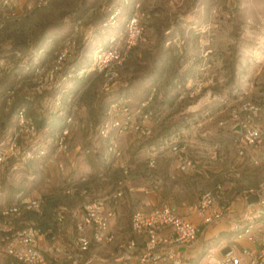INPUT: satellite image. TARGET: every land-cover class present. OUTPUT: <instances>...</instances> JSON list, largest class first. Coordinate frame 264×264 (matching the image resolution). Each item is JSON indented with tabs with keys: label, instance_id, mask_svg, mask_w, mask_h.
<instances>
[{
	"label": "crops",
	"instance_id": "1",
	"mask_svg": "<svg viewBox=\"0 0 264 264\" xmlns=\"http://www.w3.org/2000/svg\"><path fill=\"white\" fill-rule=\"evenodd\" d=\"M209 35L213 45L211 49L207 46L203 48L205 43L202 41L207 40L202 39L200 46L203 51L195 56L196 66L204 65V61L210 56L211 63L208 64L213 69L215 66L221 67L224 76H221L219 81L220 70H215L209 77L203 79L205 80L202 83L203 94L207 91L212 93L214 100L211 104L194 112L199 116L194 125V144L188 140L184 144L173 147L152 143L148 145L143 170H135L130 166L131 171L129 170L128 174V170L121 169L120 165H124L120 159H114L110 170L104 173L102 172L103 163L99 157L94 159L92 153L87 157L81 153L89 140H81L80 133H77L71 143V152L62 158L65 164L71 167L72 172L68 176H62L56 172L57 156L51 158L48 164L40 166L45 170L44 172L48 170V174L47 176L44 174L38 183L40 189L34 193V197L40 195L44 197L43 214L38 216L33 213L26 214L19 220L16 227L20 229L35 224L45 231L53 229L57 215L60 213L63 215L65 225L62 233L58 234L55 240L60 245L68 247L78 234L76 227L80 218L77 213L79 214L87 203L101 199L105 212L108 214L109 233L115 237V243L101 246L102 254L96 264H130V262H137V254L142 250L144 240L135 238L130 228L131 240H135L136 243L134 255L127 259L117 249L116 242L123 241L122 237L125 236L126 216L130 215L129 225H131L134 212H150L161 205H167L176 215L200 229L191 243L175 246L177 264H214L215 260L226 254L239 258L245 264L257 256L260 251L259 246L245 237L237 238L235 229L239 224L247 223L241 221V216L255 209L256 191L264 183V137L256 146L238 147L235 142L237 127L234 129V121L231 117L232 111L237 109L233 107V101L243 99L252 103L257 98L253 90L248 92L244 90L240 95L239 92L232 90L231 79L225 69L228 56L222 54L223 49L219 46L220 29L211 28ZM194 44L197 46V43ZM186 50L188 51L187 46ZM260 61L258 65H264V58ZM233 81L234 83L238 81L236 76ZM260 93L258 92V99L261 97ZM254 124L264 133L263 114H258ZM217 145L221 146L219 151L215 149ZM159 146L164 147L160 154ZM187 148H193V151L190 150L189 153L193 154L191 160L194 164L182 172L178 170V164L184 157L182 153L187 151ZM93 150L104 152L105 147L97 150L92 145V152ZM150 160L154 162L152 169L148 167ZM255 161L258 163L255 164ZM125 168L128 169L127 166ZM108 184L111 188L104 187ZM216 186L222 187V193L221 201L214 209L223 210V203H227L230 213L217 222L203 224L195 210L196 203L204 191L212 190ZM119 188L130 192L115 204L108 198ZM258 222L261 225V220ZM90 233L91 230L87 229L88 236ZM37 247L45 256L47 264H57L52 260L53 239L51 236L39 238ZM98 247L100 246L92 245L91 250ZM10 261V258L0 255L1 263L9 264ZM157 264L172 263L162 259Z\"/></svg>",
	"mask_w": 264,
	"mask_h": 264
},
{
	"label": "built area",
	"instance_id": "2",
	"mask_svg": "<svg viewBox=\"0 0 264 264\" xmlns=\"http://www.w3.org/2000/svg\"><path fill=\"white\" fill-rule=\"evenodd\" d=\"M126 3V2H125ZM0 6L10 10L12 6L11 0H0ZM48 4L47 0H38L26 6L28 11L41 8ZM11 11V10H10ZM121 8L115 10L110 17L113 21L119 15ZM12 12V11H11ZM14 12L10 18L16 19ZM139 16L145 17L140 4L135 5L132 14L127 18L124 26V36L122 41L112 42L105 49L96 51L91 60V66L88 71H95L97 74H104L106 78L102 87L103 92H112L111 84L115 81L116 71L122 68L126 62L128 53L145 41V30L140 23ZM141 18V19H143ZM119 44V45H118ZM70 42L58 53L56 58V68L58 65L69 59ZM5 67V61H0V77ZM55 70V68H54ZM85 70H81L79 74H83ZM39 75L41 71L37 72ZM87 73V72H86ZM60 80V82H62ZM114 86V85H113ZM44 87L49 88L50 82L48 77L38 86V89ZM201 91V85L198 84L197 91L191 92L193 97L197 92ZM156 90L151 89L146 98L140 103L132 106L131 99L117 98L112 101L105 113V117L98 124L89 121L87 130L89 140L95 142L98 138H108L110 134L113 139L108 144V153L115 159H121L122 153L118 150L114 137H119L128 132H136L144 137H149L152 131L148 127V123L154 122L160 124L161 119L153 120L152 111L148 110L154 99ZM264 91L261 93L260 100L256 103H245L239 108L232 111V120L234 121V129L237 131L235 136L236 145L240 148L253 147L259 144L264 133L256 127L254 119L258 114L264 115ZM59 104V102H57ZM79 109V105L74 104L71 108V115L65 120L64 128L58 137L51 138L45 145L40 144L35 152L26 150L24 152L25 160H34L46 157V148H53V156H65L71 152V136L81 128V124L74 118V113ZM16 129L7 137L5 148L0 151V170L10 159L16 158L20 152L18 138L24 141H30L36 136V131L31 120L26 116L25 110L19 109L15 114ZM110 137V136H109ZM216 151L221 149L220 145L215 147ZM89 151H86L88 154ZM255 164L258 162L255 161ZM194 162L191 159L183 158L178 164L179 171H186L192 167ZM121 169L127 170L125 166L120 165ZM148 167H154L153 160H150ZM58 174L68 176L72 170L65 164L58 162L56 164ZM130 192V191H129ZM127 190L117 189L108 199L117 204L128 193ZM222 187L216 186L212 190L205 191L196 203L195 210L200 216L203 224H211L221 220L226 214L230 213L227 209V203H223V210L214 209L221 201ZM18 199L20 195L18 194ZM103 201L96 200L87 203L79 215V223H77V237L75 239V248L67 251L62 246H55L52 250V260L58 262V258L62 257L70 264H96L99 257L91 253L92 245H111L115 243V237L109 233V226ZM42 207L41 199H21L19 204L14 203L0 210V255L3 254L10 258L11 264H47L45 256L37 247L39 238L44 237L39 229L32 226L17 228L16 222L20 218L24 210L39 212ZM210 211V212H209ZM209 212V213H208ZM261 220V225L258 222ZM61 223L62 219H58ZM241 221L247 222L245 225L239 224L235 229L237 238H247L249 241L255 242L259 248V254L245 264H262L264 262V183L260 185L256 191L255 209L241 216ZM131 232L135 238L144 240L142 250L137 254V262L130 264H157L162 259L177 264L175 258V246L178 244H189L200 232L198 226H195L180 216L176 215L167 205H161L150 212L136 211L131 218ZM87 229L91 230L90 236L87 235ZM117 249L122 252L127 259L134 255L136 250L135 240L128 242H116ZM214 264H243L241 260L231 254H226L214 261Z\"/></svg>",
	"mask_w": 264,
	"mask_h": 264
},
{
	"label": "trees",
	"instance_id": "3",
	"mask_svg": "<svg viewBox=\"0 0 264 264\" xmlns=\"http://www.w3.org/2000/svg\"><path fill=\"white\" fill-rule=\"evenodd\" d=\"M71 2H73L71 6H76L74 9L70 8V6V9L68 8L70 12L64 13L60 17L58 16L52 20L44 19L33 25L23 26L21 28H18V26L15 29L18 31V35L21 34V36L25 37H22L20 40V37L16 35L13 39H10V41H4L6 42L5 44H0V61H5V67L0 77V137H2L0 151L5 148L7 137H9L17 127L15 114L19 109L23 108L25 110L26 116L31 120L36 131V136L30 141H24L22 138H18V145L20 147L19 154L16 158L10 159L1 170L4 171V177L1 178L2 181H0V210L14 203L19 204L21 199L28 198L23 189L25 182L23 183L24 185L20 187L12 185L8 187L9 185H7L6 180L11 179L14 182H18V184L21 183L22 180L29 181L31 182L30 184L39 182L37 176L31 172L33 167L35 168V166L32 165L37 164V167L45 165L54 157L52 155L53 148L47 147L46 157L34 160H25L24 152L26 150L35 152L40 144L45 145L51 138L58 137L64 128V121L72 113L71 108L74 104L80 105L87 97H90V94H93L95 100L93 99L94 104L91 110L93 117L90 121L94 124H98L105 117L109 104L115 99H131V105L134 106L144 100L151 89H155L156 93L148 110L152 111L153 120L160 118L162 123L163 109L168 105L161 101V99L165 98V92L170 90V88L180 87L181 82L184 83V86L186 84V78H179V83H174V81L178 79L176 74L180 70V68L176 66H193L191 58L186 57L187 50L184 41L181 42V47L177 46V49L173 51L170 50L166 43L170 30H167L164 33L163 43L160 49H158L159 52H157L154 60V71H152L153 78L141 98L134 101L132 95L128 91H116V82L111 84L115 91L103 92L102 87L106 81V78L103 77L104 74L100 75L95 71H88L94 53L102 49L105 45L99 44L98 42L101 38H107L110 44L113 38V31L118 27L117 25L120 24L119 18L123 20L129 17L135 5L140 4V7H142L144 1L91 0L89 1L90 4H88L87 0H71ZM118 8H121L119 15L115 17L113 21H110V17ZM39 9L43 10L45 6ZM147 19L148 18H146V21ZM125 23L117 29L123 28ZM141 24L145 25V21ZM183 32L184 29L177 30L178 35H181ZM192 33L197 36H195L196 38L194 39L195 43H202V39L206 40V32L199 29ZM67 42L71 43L69 48L70 57L68 60L61 62L58 68H56L57 55L65 47ZM206 42L207 41H204L205 44ZM138 46L132 49L128 55ZM128 55L126 62L129 57ZM231 61L232 60L227 61L228 63L226 62L225 69H227L228 76L231 79L230 82L233 84L235 68ZM167 66L170 68L165 70ZM81 70H85V72L80 75L79 72ZM38 71H41L40 75L37 73ZM165 72L173 76V79L169 82L165 81ZM46 77H48L50 87L38 89V86L44 82ZM62 79L63 81L60 82ZM57 102H59V104H57ZM77 114L78 112L74 113V118L76 120H78ZM149 124L151 125L149 126ZM149 124L148 127L151 131L157 125L154 122H150ZM74 135L75 133L72 134L70 141ZM109 136L106 139L98 138L95 142H91L88 139L87 145H84L85 147L81 152L86 157L90 156L91 153L94 159L99 157L103 163V165L102 163L101 165L103 166L102 172L104 173L110 170V166L114 161V158L108 153V144L111 139H113L112 134ZM114 138L116 141L117 137ZM91 143H95L92 144L94 149L96 148L98 150L99 148L103 149L105 147V151L93 150L92 152ZM117 148L121 152L118 144ZM86 151H89V153L86 154ZM61 157L62 156H57L56 160L58 161ZM106 162H108L107 166ZM122 164L127 166L124 163ZM20 174L23 175L22 179L20 178ZM20 179L21 181H19ZM18 194L20 195L19 199L17 197ZM30 199H41V210L39 212L24 210L16 222V226L19 220L26 214L33 213L37 216L43 214L44 197L40 195ZM58 219H62V222L60 223ZM63 223V215L59 213L54 228L48 229L49 231H45L35 224L30 226L44 233V238L51 236L53 239V248L55 246H62L67 251H72L75 248L74 242L76 237L68 247L60 245L59 242L55 240L58 234L62 233L61 231L65 225ZM57 261V264H68L62 257H59ZM11 263L10 261L9 264ZM0 264H5V262H0Z\"/></svg>",
	"mask_w": 264,
	"mask_h": 264
},
{
	"label": "rangeland",
	"instance_id": "4",
	"mask_svg": "<svg viewBox=\"0 0 264 264\" xmlns=\"http://www.w3.org/2000/svg\"><path fill=\"white\" fill-rule=\"evenodd\" d=\"M11 1L12 6L10 10L14 12L16 19L10 18L12 12L8 8L0 6V44H5L6 42L4 41H10V39H13L16 35L20 37V40L22 37H25L21 36V34H19L20 36L18 35V31L15 30L18 26V28H21L23 26L33 25L44 19L52 20L58 16L60 17L64 13L70 12L68 8L71 6V3H73L71 0H47L48 5L47 7L45 6V9L41 10L36 8V10L32 9L28 11L26 6L38 0ZM89 1L91 0H87L88 4H90ZM143 1L141 8L145 17L139 16V19L140 23L145 21V25H143L145 30V41L140 43V45L128 55L129 57L125 66L117 69L114 81L118 86H116V91H128L132 95L134 101L142 97L153 78L152 71H154V60L157 52H159L158 49H160L163 43L164 33L167 30H170V34L167 37L168 40L166 41L170 50L173 51L179 46L181 47V42L184 41V44L188 47L186 57L191 58L193 66H176L180 68V70L176 74L178 79L175 78L176 80L174 79V83H179V78H186V84L184 86V83L181 82L180 87H169L170 90L165 92V98L161 99V101L168 105L163 109V121L152 129V134L149 137L140 136L136 132L117 137L116 141L122 153L120 162L127 165L128 174L130 173V166L135 170L139 169L141 171L144 169L147 148L148 145H152V143H159L161 145L167 144L169 147H173L184 144L188 140L192 141V144H194V125L199 116L194 112H190V109L196 107L202 98H209L210 95H212V93L208 91L203 94L202 83L205 82L203 79L207 76L209 77L215 70H220L218 76L219 81L221 80V76H224L223 72H221V67L215 66L213 69L212 66L208 64L209 62L211 63L210 56L208 58H206L207 56L205 57L207 60L204 61V65L196 66V54L200 55L199 52L203 51V48L207 46L211 49L213 45L210 40L211 35H209L211 28L218 27L220 29L219 46L223 49L222 54L224 53L225 56H228L226 61L232 60L231 62L234 64L235 76L238 81L231 84L232 90L234 92H239V95L242 94L244 90L246 92H248V90H253L257 99L259 97L258 92L262 93V91H264V79H262V75H264V65H258L261 62L260 60L264 58V0ZM75 6H71L70 8L74 9ZM127 18L129 17L123 20L119 18L120 24L117 26L120 27L123 25ZM146 18H148L147 21ZM117 28L113 31L112 40L114 39L115 43L120 44L124 36V26L123 28ZM179 29H184L181 35L177 34V30ZM199 29L207 33L205 36L207 43L203 45V48L200 46L201 43L197 42V46L194 44V39L197 36L192 32L198 31ZM98 43L105 44L102 49L107 48L109 45L107 38H101ZM194 47H197L196 50ZM168 68L170 67H165V70ZM165 76V81L169 82L173 79V76L166 72ZM199 83L201 85V91L191 97V92L197 91ZM113 91L115 90L113 89ZM92 97L93 94H90V97H87L83 102L84 104L80 103L77 111V119L81 124V128L76 131L75 134L80 133L79 136L81 140L89 139L87 124L92 120L93 114L91 110L94 104L93 99L95 100V97ZM257 99H254L252 103H256L260 98ZM213 100L214 98L212 97V101ZM235 101H233L232 104L233 107L237 108L245 103H251L243 101V99L237 102ZM209 104L211 103L206 105ZM75 137L76 136L72 137L71 143ZM1 140L2 137H0V143ZM158 148L159 154L162 153L164 147L159 146ZM186 150L187 151L182 153L184 156L183 158L192 159L193 154L189 152L190 150L193 151V148H187ZM68 155L69 154L62 156L58 161L56 160L55 168L58 162L65 164L62 158ZM49 162L50 160L46 164ZM32 166H35V168L33 167L31 172L37 176L38 180L40 179L39 182L42 180L44 174L47 176L48 170L44 172L45 170L41 169L39 166L37 167V164H33ZM66 166L70 167L68 165ZM3 172L4 171L0 170V181H2L1 178L4 177ZM20 178H23L22 174H20ZM21 179L19 181H21ZM24 182L25 185L23 184ZM6 183L9 185L8 187H11V185L18 187L24 185V193L29 199L35 198L34 193L38 192L40 189L37 183L34 184L32 182L33 185L30 184L31 182L25 180H22L21 183L18 184V182L8 179ZM99 187H102V185H99ZM104 187L111 188L110 184ZM129 217L130 215L126 216L125 236L122 237L123 241L121 242H128V240H131ZM101 249V246L94 248L91 253L95 254L100 259V254H102Z\"/></svg>",
	"mask_w": 264,
	"mask_h": 264
},
{
	"label": "water",
	"instance_id": "5",
	"mask_svg": "<svg viewBox=\"0 0 264 264\" xmlns=\"http://www.w3.org/2000/svg\"><path fill=\"white\" fill-rule=\"evenodd\" d=\"M212 97H213V96L210 95L209 98H204V99L200 100L196 107L190 109V112H196V111H198L200 108H202L203 106H205L206 104L211 103V102H212ZM237 129H238V128H237Z\"/></svg>",
	"mask_w": 264,
	"mask_h": 264
},
{
	"label": "bare ground",
	"instance_id": "6",
	"mask_svg": "<svg viewBox=\"0 0 264 264\" xmlns=\"http://www.w3.org/2000/svg\"><path fill=\"white\" fill-rule=\"evenodd\" d=\"M65 122V121H64Z\"/></svg>",
	"mask_w": 264,
	"mask_h": 264
}]
</instances>
